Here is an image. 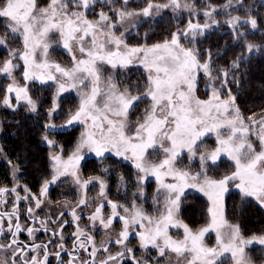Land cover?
<instances>
[{"label":"snow or ice","instance_id":"obj_1","mask_svg":"<svg viewBox=\"0 0 264 264\" xmlns=\"http://www.w3.org/2000/svg\"><path fill=\"white\" fill-rule=\"evenodd\" d=\"M91 2L92 0H76L74 7L87 10ZM123 3L127 4V0H123ZM232 3L233 0H228L224 8L231 7ZM72 6L66 0H50L43 8L37 7L36 0H0V19L5 22L6 33L19 35L23 42L22 50L10 52V58L0 67V73L11 77L16 67L13 60L18 59L24 62L25 81L35 77L44 82L43 77L37 75L33 69L54 68L62 78L70 81L68 84L60 83L58 92L66 91L68 88L86 90L91 85L90 92L83 91L78 110L70 114L67 120L69 125L79 122L85 126L76 150L67 161H61L60 156H53L55 162L53 175L51 181L44 182L40 197L29 194L23 199L35 200V209H39L43 203L41 197L47 194L49 184L55 183L60 176L68 175L69 169L76 168L82 158L80 152L85 147L95 152L97 156H103L106 151L114 150L116 155L128 159L130 153L138 171L155 176L159 182L158 191L164 192V211L157 210L159 214L154 217L148 215L135 203L129 208L108 201L112 209L111 216L107 219L103 217L104 205L101 204L88 218L93 224L99 221L103 228L108 229L112 226L114 218L118 217L124 225L119 238L115 241L120 245L128 239L129 226L138 225L141 231L137 234L142 248L147 249L151 246L157 250L159 257L175 254L178 264L180 260L186 261V264H224V258H227L230 264H253L250 253L245 249L254 245L264 246V234L245 238L240 234L238 226L231 225L228 226L227 232H222L221 228L224 226L222 199L223 194L228 190V185L234 183L243 197H252L264 207V117L258 121L249 117V123H246L240 116L239 109L235 107V97L229 92L228 98L222 99L220 91L215 87L212 88L211 96L207 100L195 95L196 70L202 69L210 79L213 70L207 62L200 64L194 49L185 47L181 39L186 38L189 33L193 37L202 34L203 29L209 28L210 24L205 22L200 25L189 21L183 33L179 31L173 33L170 40L163 44H156L151 48H127L125 45L127 52L121 53L118 49L123 39L111 31L116 25L105 13H100L98 21H89L85 12L69 11ZM168 7L173 10L183 8L188 11H192L193 8L188 3L182 5L180 0H168L167 3L148 2L140 13L120 10L117 12V17L120 23H123L133 16L148 17L153 10L158 13ZM216 11L217 9L210 7L209 10L204 11V16L212 23H216L213 17ZM227 24L234 30L237 38L242 35L237 31L239 27L250 25L251 29L255 30L258 26L257 19L251 15L241 21L239 16H231L230 13ZM53 30L64 38L65 48L71 50L70 40L79 43V51L84 58L76 60L73 56L72 68L66 69L59 64L49 63L47 59L43 62L36 61L35 54L38 48H42V55L47 57L49 48L47 37ZM88 36H91L90 47H86L83 43ZM0 45L7 46L5 38H0ZM108 45H114L117 50H113ZM255 47L252 44L246 45L250 54ZM138 53H143L141 60L148 73L143 92L133 95L129 89L117 87L111 77L108 78L103 89L100 87V64H108L112 68H116L117 65L126 67L132 62V57ZM233 67H239V64L234 62ZM221 76L224 78L223 86L227 87L228 72H221ZM47 79L55 80L56 77L48 73ZM12 93H15L17 102L26 101L31 110L35 111L36 105L28 96L27 88L18 85L15 80L6 89V95L3 97L5 106L12 107ZM97 97L102 99L98 101ZM137 101H150V104L145 110L142 121L137 122L134 131L129 133L128 115ZM257 124L259 128L256 129V135L260 143V151L254 148L249 138ZM222 129L227 131H221ZM208 133L216 134L217 146L214 150L201 153L197 157L199 150L197 142ZM165 142L168 146H165ZM48 143L52 142L48 141ZM157 143L166 156L157 164H149L144 159L145 153ZM185 150L189 154V159L199 160L200 171L194 175L174 166L181 152ZM222 154H226L228 159L234 162V171L222 178L212 179L208 175L209 161L212 165L217 164ZM71 175L78 185L86 186L91 182H82L75 171H72ZM169 176L175 183L164 182V177ZM94 179L99 180L98 177ZM99 182L103 196L105 185L102 180ZM185 188H196L203 192L212 204L208 209L211 222L195 232L187 225L178 224L174 220V212L178 209ZM8 191L6 188H0V197ZM11 191L15 192L16 189L13 188ZM20 199L17 195V201ZM0 203L6 204L7 201L0 199ZM79 204L86 205V201L82 198ZM121 207L123 213L127 215L119 212ZM35 209L31 206L27 209L28 216L33 221L38 219ZM72 215L74 221H79L80 217L76 215L75 210ZM19 220L16 207L10 213L0 212V236L7 241L0 243V252L5 253L0 256V264H49L50 255L56 257L58 264H76L77 251L88 252L89 256V259L81 260L80 264H97L95 259L97 253L101 250L109 251L106 247L98 248L93 236L88 234V230L80 228L77 224L72 251L68 252L63 243H59L60 250L50 253L49 244L53 243V239L50 238L47 243H36V233L49 231L47 225L52 221H41V227L36 228L23 227ZM64 223L61 221L60 225ZM170 225L183 227V239H173L168 234ZM22 232L28 234L30 243L18 239ZM209 232L216 234L215 247H209L204 242L205 234ZM57 235L61 240L63 239L62 228L52 232L53 238ZM89 248L91 251H88ZM260 251H264V247ZM62 253L69 256L67 262L63 260ZM121 258L131 259L132 264H142L127 247L116 255L109 253L105 259L99 260L98 264H120ZM156 264H160L159 259Z\"/></svg>","mask_w":264,"mask_h":264},{"label":"rangeland","instance_id":"obj_2","mask_svg":"<svg viewBox=\"0 0 264 264\" xmlns=\"http://www.w3.org/2000/svg\"><path fill=\"white\" fill-rule=\"evenodd\" d=\"M141 0H127V4L123 3V0H92L91 6L85 9H77L74 7L76 0H66L69 4L73 5L69 8V11H82L85 12L86 18L89 21H98L99 15L101 12L105 13L111 20L112 23L116 25L115 28L111 29L116 36L123 39V43L118 49L121 53H126L127 48H151L156 44L147 45V44H138L133 39L127 41L128 36L132 35L136 28L145 21H154L162 17L165 12H171L174 16L184 17L187 23L184 29L179 32L183 33L187 29L188 22L199 23L203 25L205 22L210 24V27L203 29L202 34H198L195 37L191 33L188 34L186 38L181 39V43L190 49H194L195 54L198 57V62L200 64L209 63L212 71V79L206 76L202 69L196 70V80H195V95L202 99L207 100L212 93V88L215 87L221 93L222 99H227L230 89L228 87V81L232 80V72H228L227 76V87L223 86V77L221 72L226 70H220L214 72L213 66H211V58L207 57L202 59L199 57L198 50L196 48V42L198 39L203 37L206 33L217 28L219 25L224 24L227 28L234 32V30L227 24L229 19V13L231 16H238L235 12H232V9L239 7L240 3L238 1H233L232 6L225 9L224 5H213L209 0H180V3L191 4L193 6L192 11L185 10L183 8L178 10H173V8L168 7L162 9L158 13L153 10L152 14L148 17L143 15H136L130 19H126L123 23H120L117 12L120 10H127L135 13H140L141 10L147 5L139 9L131 8L132 2H138ZM264 2V0H258ZM37 7L43 8L48 5L50 0H36ZM155 3V2H153ZM203 3V5H200ZM211 8L217 9L213 13V17L216 23H212L209 18L204 16V11ZM221 16V17H218ZM241 21L245 20L247 17H241ZM5 23L0 19V38H5L7 43L10 46L0 45V67L3 63L10 58L11 51H20L23 49L22 38L19 35H12L6 33L5 27L1 23ZM240 29V27L238 28ZM176 33V32H175ZM6 35V37H5ZM134 38V37H132ZM103 39V37H101ZM49 41V48L47 52V57L42 55V48L36 50L35 59L37 62H43L45 59L49 63L59 64L63 68H72L74 66L73 56L76 60H79L82 57L79 51V43L76 40H70V49H67L63 46L64 38L59 35L55 30L51 31L47 37ZM91 36H88L84 40V45L90 47ZM159 43V44H163ZM127 46V48L125 47ZM108 47L115 49L114 45H108ZM255 52H259V48H254ZM143 53H138L132 57V62L126 67H120L117 65L116 68H112L108 64H100L101 68V82L100 87L103 89L108 78L111 77L117 87L121 89H129L133 95H137L138 92H143L148 73L145 70V67L142 63ZM13 63L16 65L12 76L9 77L4 73H0V163L2 166V171H4L5 178H3L4 188L9 189L15 188L19 190L13 194H8V197L5 199L7 203L5 206L11 205L20 209L22 214H27V209L31 206L35 209V200L32 199H23L26 196H36L40 197L41 189L45 181H51L53 175V164L55 163L52 159L53 156H60L61 161H67L68 158L76 150L77 145L81 141L82 134L85 131V126L79 122H74L73 124H67L69 115L78 110L80 105L81 95L83 91L90 92L91 85L86 90L68 88V90L63 92H58V87L60 83L68 84L70 81H67L66 78H62L60 73L56 72L54 68L48 69H33V71L43 77L44 82H41L40 79L33 77L32 79L25 81L23 77L24 67L22 60H13ZM130 70L133 72L141 73L142 79L141 84L135 83L131 86L127 82V77L130 78ZM51 73L56 77L55 80H48L47 74ZM135 76V75H132ZM138 81V76H135ZM15 82L22 86L26 87L28 90V96L35 103V111H32L30 106L26 101L17 102L15 98V93L11 94V104L12 107H7L3 104V97L6 95V89L8 85ZM50 91H45V90ZM50 92V95L47 96L46 93ZM231 93V92H230ZM231 95L234 97L233 93ZM67 99L68 110L66 108L62 109V100ZM102 97H97V100L100 101ZM150 101H137L132 109L129 111L128 115V127L127 131L129 133L133 132L137 122L142 121L145 110L149 107ZM235 107H237L235 103ZM239 109V108H238ZM240 116L245 120L246 123H249L248 118L252 117L254 120H260L261 117H264V112L262 116L257 117L254 115V112L251 110L248 113H242L239 109ZM23 115L24 117H22ZM21 118L24 121L30 123H42L44 127V132L40 135V145L47 148V157L49 162V172L48 177L39 182L37 186L31 185L26 180V174L22 163L21 158L12 156L5 149V141L9 137L12 140H18L19 136L15 130H19V127L22 123ZM91 123L90 121L88 122ZM259 128L257 124L255 128L251 131L250 140L253 143L254 148L257 151L261 150L259 140L256 135V129ZM77 129L78 136L76 141L68 149H64L63 144L59 141L63 136L59 135L61 133H67L72 130ZM221 131H227L222 129ZM47 137V140H45ZM51 141L52 143H48ZM199 145V150L197 157L204 152H209L215 149L217 146L216 143V134L208 133L206 136L202 137L201 140L197 142ZM165 146L167 142H165ZM80 156L82 157L79 160L78 165L75 169H69V174L60 176L55 183H50L47 194L44 197H41L43 203L39 209H35L36 212L40 211H51L54 213L57 219V228H62V236L57 239L58 243H63L64 239L71 236L75 237L74 233L77 231V224L80 228L88 230L96 239V246L98 248H108V252L99 251L98 253L102 258H106L109 253L116 255L119 251H122L124 247L130 248L132 253H136V260L142 262V264H156L159 259L160 264H178L175 254H169L167 257H159L156 249L149 246L147 249L141 247L139 235L137 234L141 229L138 225L129 226V236L128 239L124 242L123 245L116 244L115 241L119 238V234L123 230V223L119 221V218L116 217L113 220V224L110 228L105 229L102 227L99 221H96L95 224L91 222L88 218L93 214L95 208L101 204L104 205L102 210V215L105 219L111 216L112 209L108 204V201L115 203L119 206L129 207L135 203L138 207H142L144 211L150 216H158L159 212H163L165 208L164 201V192L163 190L158 191L160 185L155 176L151 174H145L139 172L135 167V163L131 158L129 153L128 159H125L124 156L116 155L115 151H106L103 156H97L95 152L89 151L87 147L81 150ZM166 154L163 152V149L157 143L154 148L148 149L145 153L144 159L149 164H157L165 158ZM94 160L95 164L90 166L87 170L90 169V172L87 171V174H83L81 169L83 164L86 161ZM175 167L189 171L191 174H196L200 171V163L197 159H189V154L187 151H182L181 155L178 157L175 162ZM75 171L79 176L80 180L91 181L86 186L78 185L74 182V177L71 175V172ZM93 171H96V174L92 175ZM234 171V162L229 160L226 154H222L220 160L217 164L212 165L209 161L208 175L212 179L222 178L224 175L231 174ZM99 178L96 180L94 178ZM24 180V181H23ZM100 180L104 182V195H101L100 189ZM165 183H175L171 177H164ZM34 186V187H32ZM3 187V186H1ZM27 189L28 191H25ZM32 189V190H31ZM17 195L21 198L17 201ZM236 197V205L238 198L240 200V205H243V200H250L255 203V206L259 208L264 217V207H262L254 198L252 197H243L239 189L235 187L234 183L228 185V190L223 194L222 199V219L224 221V226L221 228L222 232L228 231V226H238L240 229V234L245 238H250L252 235H261L264 234V231L261 230L258 234H252L250 236H245L242 233V230L239 226V222L235 217V212L230 211L228 206V200L231 197ZM86 201V205H80V199ZM200 200V204L197 200ZM200 208L198 209V206ZM242 206V207H243ZM123 207L119 208V212L122 215H127L123 213ZM212 207L211 202L208 197L204 195L203 192L198 191L196 188H185L183 196L178 206V209L174 212V220L178 224L187 225L193 232L199 230L200 228L206 226L211 222V215L208 209ZM240 207H234V210L239 212ZM75 210L76 215L80 217L79 221H74L72 212ZM159 210V212L157 211ZM192 211V213L189 212ZM197 211L194 218H192L193 212ZM63 213V215H61ZM59 219L64 221L63 225H60ZM32 223V222H31ZM146 223V222H145ZM168 234L172 236L173 239H183L184 230L183 227H173L169 226ZM136 235V236H134ZM0 240H4L0 236ZM7 241H2L0 243H6ZM204 242L209 247L216 246V234L215 232H209L205 234ZM264 246L254 245L246 248L245 251L250 253L253 264H264V251L260 249ZM5 255V253L0 252V256ZM227 255V254H226ZM179 264H186V261L180 260ZM224 264H230V261L227 258H224Z\"/></svg>","mask_w":264,"mask_h":264},{"label":"trees","instance_id":"obj_3","mask_svg":"<svg viewBox=\"0 0 264 264\" xmlns=\"http://www.w3.org/2000/svg\"><path fill=\"white\" fill-rule=\"evenodd\" d=\"M213 5H223L228 0H209ZM240 3L239 7L232 9L238 16L248 17L249 15L257 19V28L251 29L250 25H243L237 31L242 35L237 38L236 34L230 31L226 25L221 24L212 31L206 33L197 40L196 48L199 57L206 59L211 58V66L214 72L226 70L232 72V80L228 81L230 92L235 97V103L242 113H248L250 110L254 112L257 117L262 116L264 112V2L258 0H233ZM148 2L167 3L168 0H141L132 2L131 8L139 9L147 5ZM203 5V3H200ZM204 6V5H203ZM221 17V16H218ZM186 19L181 16H174L172 13L165 12L161 18L154 21L142 22L132 33L128 36L127 41L133 39L138 44H159L170 40L173 33L184 29L187 23ZM2 22V21H1ZM4 26L3 22L1 23ZM6 37V35H5ZM134 37V38H132ZM252 44L259 48V52L250 54L247 51L246 45ZM7 46H10L7 43ZM237 62L239 67H233V63ZM130 72V78L127 77V82L133 86L135 83L141 84L142 74ZM138 76V81L135 76ZM50 91V90H45ZM46 93L47 96L50 92ZM67 99L62 100V109L68 110ZM24 117L23 115H21ZM21 125L17 132L19 139L12 140L9 137L5 141V149L12 156L21 158L26 180L29 184L37 186L39 182L48 177L49 162L47 157V148L40 145V135L44 132L42 123H30L21 118ZM78 130L73 129L67 133H61L63 136L59 141L63 144L64 149H68L74 144L78 136ZM95 164L94 160L86 161L82 166V173L85 175L90 166ZM96 174V171L90 173ZM200 204V200H197ZM236 197H230L228 206L230 211L235 212V217L239 222L242 233L245 236L258 234L264 231V217L262 212L255 206V203L250 200H243V205H240V200L236 205ZM198 206V205H197ZM243 206V207H242ZM234 207L241 208L239 212L234 210ZM200 205L198 206V209ZM190 213L192 211L189 210ZM197 211L194 210L192 218H194Z\"/></svg>","mask_w":264,"mask_h":264},{"label":"flooded vegetation","instance_id":"obj_4","mask_svg":"<svg viewBox=\"0 0 264 264\" xmlns=\"http://www.w3.org/2000/svg\"><path fill=\"white\" fill-rule=\"evenodd\" d=\"M2 166L3 165L0 163V188H4L3 178H5V175H4L5 173H4V171L1 170ZM1 186H3V187H1ZM32 187H34V186H32ZM5 188L8 189L9 191L6 192L3 197H0V199H3V200H5L8 197V194H13V193L19 191V190H16L15 192H12L11 189H9L7 187H5ZM13 208L14 207L11 206V205L5 206V204L0 203V212H8V213H10V212L13 211ZM36 213L38 215V219L36 221H33L30 217H27V214H22L20 209H18V215L20 217V220H19L20 224L23 227L33 226V227L39 228V227H41V224H40L41 221H52V223L47 225L48 228H49V231H47V232L40 231V232L36 233V236H37L36 243H47L49 241V239L52 238L53 239V243L49 244L50 253H54L56 251H59L60 250L58 248V244L59 243L57 242V239L59 238V235L55 236L54 238L52 237V232L54 230H56L57 225H58V223H57L58 217H56L54 215V213L51 212V211L50 212L49 211H40V212H36ZM59 222H61L60 219H59ZM120 222L123 223L122 221H120ZM88 234L91 235L90 232H88ZM134 236H136V235H134ZM1 237L4 239L3 236H1ZM8 239L9 240L11 239L10 235H9ZM18 239L20 241L24 242V243H30V238H29V236H28V234L26 232H22L21 234H19ZM94 240H95V243H96V239H94ZM2 241L5 242V239L4 240H0V242H2ZM74 241H75V237H71V236H69V237L64 239L63 245H64V248L68 250V252L72 251L73 246H74ZM88 251H91V248H89ZM30 255H31V253H30ZM76 255L78 257V260H77L76 264H80L81 260L89 259L88 252L77 251ZM132 255H134L136 257V253L135 252H133ZM62 256H63V260L65 262H67V260L69 259V256L66 253H62ZM95 259H96L97 264H98L99 260L105 259V258H102L100 256V254L97 253ZM49 264H58L57 259H56V257L54 255H50L49 256ZM120 264H132V261H131V259L121 258Z\"/></svg>","mask_w":264,"mask_h":264}]
</instances>
